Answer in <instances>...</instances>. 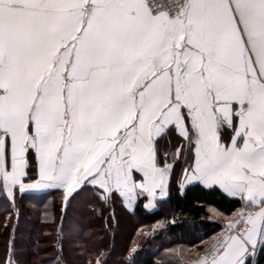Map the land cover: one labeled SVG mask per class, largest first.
Segmentation results:
<instances>
[{
  "label": "snow or ice",
  "instance_id": "obj_1",
  "mask_svg": "<svg viewBox=\"0 0 264 264\" xmlns=\"http://www.w3.org/2000/svg\"><path fill=\"white\" fill-rule=\"evenodd\" d=\"M172 133L185 179L240 204L194 264H260L264 0H0V191L154 200Z\"/></svg>",
  "mask_w": 264,
  "mask_h": 264
},
{
  "label": "trees",
  "instance_id": "obj_2",
  "mask_svg": "<svg viewBox=\"0 0 264 264\" xmlns=\"http://www.w3.org/2000/svg\"><path fill=\"white\" fill-rule=\"evenodd\" d=\"M182 144L175 133L159 141L161 157L168 152L173 168L169 194L152 210L145 207L146 195L138 196L134 210L128 212L117 195H106L95 186L68 196L62 189L11 197L0 191V264H78V260L80 264H190L202 254L203 243L223 226V221L211 217L209 207L230 219L240 204L218 187L196 182L180 189L178 178L191 161L186 164L182 156L173 158L171 153ZM31 175L37 176L35 163ZM84 211L93 216L90 224ZM126 219L127 233L119 241L117 228ZM88 228L96 229L93 249L85 241ZM67 243L77 245V256L69 252Z\"/></svg>",
  "mask_w": 264,
  "mask_h": 264
},
{
  "label": "crops",
  "instance_id": "obj_3",
  "mask_svg": "<svg viewBox=\"0 0 264 264\" xmlns=\"http://www.w3.org/2000/svg\"><path fill=\"white\" fill-rule=\"evenodd\" d=\"M230 138V132L229 131H225V133H224V140H225V142H227L228 141V139ZM169 164H171L172 165V163L170 162ZM188 167H184L183 169H182V173H181V175L179 176V178H178V185H179V187H180V189L181 190H183L188 184H192V183H196V182H189L188 180H186L185 179V175H187L188 173L186 172V169H187ZM36 169H37V165H36ZM171 174V173H170ZM37 178H38V169H37V176H36ZM198 183V182H197ZM203 186V185H202ZM96 187V186H95ZM204 187V186H203ZM214 187H218L219 188V186H214ZM50 189H62L63 190V188H55V187H53V188H45V189H40V190H35V189H27V190H25V191H23V192H42V191H46V190H50ZM220 189V188H219ZM222 192H224L222 189H220ZM169 191H170V176H169V178H168V181H167V188H166V194L164 195V196H160V194H159V189H157V195H156V198L153 200L151 197H147L146 196V200H145V207L148 209V210H152V209H155L156 207H157V202L159 201V200H162V199H165L167 196H168V194H169ZM103 192V191H102ZM4 193L8 196V197H11V196H9L8 194H7V190H4ZM20 194V193H22V192H20L19 190H18V186H17V188L16 189H14V192H13V195H15V194ZM104 193V192H103ZM225 193V192H224ZM104 194H106V195H109L110 193H104ZM226 194V193H225ZM12 195V196H13ZM66 195V194H65ZM120 199H121V202H122V205H123V207L128 211V212H132L133 210H134V207H135V205H136V202H137V198H138V196L136 197V199H134V200H128L126 197H123V196H120L119 194H116ZM66 196H68V195H66ZM151 200V205L149 204V201ZM209 209H210V212L212 211V216L211 217H215V218H217V219H220L221 221H223V222H226V220H227V216L226 215H224V214H222L220 211H218V210H216V209H214V208H212V207H209ZM202 255V254H201ZM198 259V258H197ZM197 259H195L193 262H191V264H194V262L197 260Z\"/></svg>",
  "mask_w": 264,
  "mask_h": 264
},
{
  "label": "rangeland",
  "instance_id": "obj_4",
  "mask_svg": "<svg viewBox=\"0 0 264 264\" xmlns=\"http://www.w3.org/2000/svg\"><path fill=\"white\" fill-rule=\"evenodd\" d=\"M81 206H83V205H81ZM80 208H82V207H80ZM210 214L213 215L212 214V211L210 212ZM83 215L85 216L84 219L88 220V223L87 224H90L92 222V220H94L93 219V216L90 217L89 212H87V211H84V214ZM128 221H129V219H126L125 222L122 221V220L120 221L119 227L117 228V232H118V235H119V241L125 239V236H126V233H127ZM224 224H225V222L223 223V225ZM84 232H85L84 233V235H85V241L88 244V248L93 249L95 247L96 243H97V240H96V229L94 230V229H89L88 228ZM213 238L214 237H212L211 239H209L207 242H204L203 243V245H204L203 250H202V246H201L202 253L204 252V250L206 249V247L212 241ZM66 246L70 250L69 252H71L72 255L74 254L75 256H77L79 254V253H77L75 251V247L77 246V245H75V243H72V244L71 243H67ZM2 248L3 247H2V244H1V241H0V251H1ZM67 248H66V251H67ZM196 249H197V247H195V251H196ZM190 251H192V250H190ZM77 262H78V264H80L82 261L81 260L80 261L78 260ZM30 264H32V263H30Z\"/></svg>",
  "mask_w": 264,
  "mask_h": 264
},
{
  "label": "built area",
  "instance_id": "obj_5",
  "mask_svg": "<svg viewBox=\"0 0 264 264\" xmlns=\"http://www.w3.org/2000/svg\"><path fill=\"white\" fill-rule=\"evenodd\" d=\"M172 2V0H159V3L161 4V5H164V4H166V3H171ZM163 10H167L166 8H164ZM224 226V225H223ZM223 226H222V228L217 232V234L215 235V237L212 239V241L208 244V246L206 247V249H208L209 248V246L212 244V243H214L215 242V240H216V238H217V236L219 235V234H221V232H222V229H223ZM205 249V250H206ZM204 253V252H203ZM202 253V254H203Z\"/></svg>",
  "mask_w": 264,
  "mask_h": 264
}]
</instances>
